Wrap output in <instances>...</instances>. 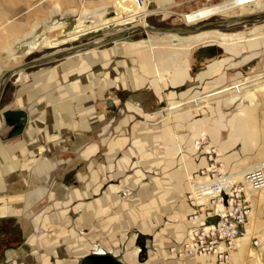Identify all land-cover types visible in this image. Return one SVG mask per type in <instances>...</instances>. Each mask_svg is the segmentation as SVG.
<instances>
[{"label": "crops", "instance_id": "0c3cea01", "mask_svg": "<svg viewBox=\"0 0 264 264\" xmlns=\"http://www.w3.org/2000/svg\"><path fill=\"white\" fill-rule=\"evenodd\" d=\"M109 23H94L79 30L70 29L66 34L74 31L72 34L77 38L72 41H76L103 29L105 24ZM202 33L190 35L192 38L188 44L191 41L215 44L231 56L238 55L231 50L226 51L217 41H211L209 32ZM63 43L65 42L58 44ZM144 44L129 43L124 50H118L117 47L99 52L91 50L83 52L86 54L82 56L83 53L76 54L80 55V58L73 61H67L70 58L68 57L57 69L34 75L36 87L30 93H19V98L1 113L0 125L10 120L3 117L4 112L24 113V128L22 133L17 135L22 139L8 152L19 154V169L15 167L14 173L24 176L25 173L31 172L40 183L31 192H25L26 181L12 184L10 188L15 190L12 191L19 193L18 202L14 206L3 207L1 214L13 213L16 210V215H19L20 212H25L23 210L29 205L34 206L40 200L46 199L52 211L44 214L42 218L38 213L33 217V222L41 219L44 227L53 224V230L49 228L52 231L50 238L39 233L28 241L22 240L27 246L34 245V248L29 246L31 248L27 249L24 255H19L24 250L23 243L22 246L17 244L6 247V264H214V259L208 256L177 259L168 255L170 247L182 243L189 227L186 220L190 208L185 198L189 184L188 179L184 178L188 166L182 159L185 154L181 151L183 164L174 171L168 186L169 166L167 167L165 161L159 159L154 166L156 174L159 175L152 177L147 175L151 173L152 161L138 159L151 155L149 152H152L153 141H162L160 134L155 135L142 122L136 121L134 116L151 109L149 101L153 99L152 93L137 90L138 78L130 80V75L128 81L123 80V83L121 79L117 80V77L110 78L106 87L96 86L91 81V75H88L89 68L98 72L104 67L103 61L116 54L128 53L137 56L143 71L150 66L151 54L165 56L167 59L172 57L169 51L154 53L155 44L151 39L146 42V46ZM189 47L186 52L181 49L183 55ZM173 57L177 62L179 55ZM227 61L228 59L212 61L205 68L191 73L185 59L181 65H175L168 78L163 80V77L159 76L160 79L154 80L159 89L154 91H160L159 84L167 85L171 89L184 86L187 82H192L193 85L214 74ZM210 65H215L216 69L210 71ZM164 66V69H167L170 64ZM258 79L259 81L255 82ZM66 81L67 84L62 85ZM255 81V85H251L252 82L249 81L250 86H244L234 92L233 97H228L227 101L232 103L238 94L251 87L259 88L264 94V75L255 77ZM152 82L150 81V84ZM231 87L222 89V93ZM109 88H116L117 93L125 94V98L122 101L110 99L103 102ZM169 92L171 95L177 94L174 91ZM193 94L194 92L191 95ZM102 103L110 112L102 110L99 106L103 105ZM179 104L181 102L175 101L168 108ZM18 107L19 110H14ZM24 108H30V116ZM165 110L161 109L156 114ZM122 111H130L134 115L125 114L120 118ZM247 111L248 108L241 107L228 120L231 129L228 136L219 143L221 160L236 157L230 152L237 135H242L243 119L248 115ZM183 113L187 115L189 112ZM151 117L146 115V118ZM164 117L167 119V115H162V118ZM219 124L224 126L218 122L216 125ZM214 136L217 141L218 131ZM41 141L46 142L47 153L33 160V152ZM3 151L0 141V154ZM195 153L196 150L190 155ZM161 155L160 151L159 156ZM203 158L204 161L201 158L196 159L197 161L193 158L190 166L198 170L208 165L207 156ZM135 164L139 169L125 175ZM1 183L0 180L1 187H7ZM263 190L255 198L260 202L264 196ZM129 192L130 197L125 199L124 196ZM252 220L253 225L248 218L246 231L253 233V236H247L238 242L232 254V264H264V219L260 215V218L255 216ZM129 232L130 235L127 234ZM15 237L19 241V238L24 236L20 235L18 230ZM254 239L258 240V246L253 245ZM59 241L63 243L60 247Z\"/></svg>", "mask_w": 264, "mask_h": 264}, {"label": "rangeland", "instance_id": "374dc122", "mask_svg": "<svg viewBox=\"0 0 264 264\" xmlns=\"http://www.w3.org/2000/svg\"><path fill=\"white\" fill-rule=\"evenodd\" d=\"M113 5L118 8L116 14L109 19L96 22V24L110 22L109 24H105L103 29L79 38L76 41H72L77 38L75 34H72L74 31H71L68 35L66 34L79 21H89L98 19L100 16H110L114 12ZM185 10L183 8L177 9L176 11L177 13L185 14ZM263 11L264 3L200 21L199 24H214L226 20L234 21L232 26L223 25L221 28L208 32L209 35L214 37L211 41H217L226 51L231 50L235 54H238L237 56H231L225 53L222 48L215 44L197 43L195 41H191L188 44L192 38L190 35H159L145 31L133 35L129 40L126 39L95 49V52L114 49L116 47L119 48L118 50H124L129 46V43H145L144 45L146 46V42L151 39L152 43L155 44L153 46L154 53L169 51L172 56L171 58L169 56L167 59L165 56L159 57L151 54L150 66L146 71L140 68L139 58L128 53L116 54L105 59L103 61L104 67H100L101 69L98 72L91 68L88 69V75H91V81L96 86H108L107 82L113 77H117V80L118 78L119 80L121 79V83H123V80L127 82L128 75H130V80H136L138 78L137 90L140 92L150 91L152 93L153 99L149 101L151 103V109L149 111L140 112L135 115L130 111H122V115H120V118L125 114L134 115L136 121L142 122L146 128L151 129L157 136L160 134V138H162V141H153L151 145L152 152H149L151 155L138 158L140 160L147 159L152 161L151 173H147V175H151L152 177L159 175L156 174L154 166L159 159L162 162L165 161L167 167L169 166L167 172V183L169 186L174 171L183 164L182 159H184V163L188 166V172L184 178L189 179L188 175L197 171V169L190 166L192 159L200 160L201 158L204 161L203 157L207 156L208 165H204L202 168L214 165L216 170L214 175L218 177L231 176L233 182H240L246 170L264 160L263 92L257 87L246 88L244 89L245 92L238 94V97L232 103L227 101L228 97H233L234 92L239 91L244 86H250L249 81L252 82L251 85H255L253 83L255 77L264 75V20H262L263 16L261 13ZM144 14L143 11L137 9L131 0H0V85L1 81L5 79V74L9 71L28 62L39 60L53 53L80 44L98 41L110 35H117L129 28H136L138 25L144 26L145 30L149 27L168 28L180 27L186 24L183 17L179 15H171L168 17L167 14L152 16L143 22L139 18ZM71 29L79 30L80 28L77 29L74 26ZM64 36L66 37L61 39ZM248 39H252V41H246ZM53 41L65 43L52 45ZM187 47H189V50L183 55L182 50L184 49V52H186ZM84 54L86 53L81 54V56ZM173 55H179L177 62ZM87 56L84 57L85 62H87ZM76 58H80V55L70 57L67 61H73ZM185 59L191 73L205 68L212 61L220 59H228V61L222 64L214 74L195 82L193 85L191 84L192 82H187L184 86L171 89L167 85L159 84L160 91L155 92L154 90L159 89L156 87L157 83L154 80L158 79L159 76L163 77V80L168 78L172 69L176 67L175 65H181ZM65 61L66 58L49 65L24 69L9 78L0 96V116L5 108H9L19 98V93L21 94L22 91L24 93H30L36 87L34 75L57 69ZM164 64H170V67L164 69ZM155 69H158V71H155ZM208 69L212 71L216 67L215 65H210ZM150 81H153L152 84H150ZM258 81L259 79L255 82ZM188 83L190 84L188 85ZM66 84L67 81L65 83L63 82L62 85ZM231 86L235 87L233 88ZM227 87H231L229 88L230 90L222 93V89ZM107 90L103 102L110 99L122 101L125 98V94L122 92L117 93L116 88H109ZM169 91H174L177 94L171 95ZM193 92L194 94L191 95ZM179 95L182 96L179 97ZM42 97L43 95L40 99ZM175 101H179L181 104L174 108H168ZM99 106L103 111L110 112L105 104H99ZM241 107L248 108V115L243 119L242 135H237L234 147L230 152L236 157L231 159L226 158L223 161L220 157L219 143L228 136L231 129L228 120ZM161 109L166 110L156 114ZM14 110H19V107L14 108ZM23 110L29 116L31 115L30 108H24ZM183 112L189 113L184 115ZM146 115L152 117L146 118ZM157 115L161 117H156ZM162 115H167V119L165 117L162 118ZM217 122L224 126L219 124L218 126L221 128H218L216 125ZM15 129H17V126L12 120H7L0 125V141L4 149L3 153L0 154V180L3 184L7 185L6 188L0 185V195H3V197L0 196V202L2 204L0 206V221L7 223L0 224V227H4L6 230H13L14 233L8 234L6 243L8 246L6 247L17 244H21L22 246L24 244L22 240L28 241L32 239V236L38 235L39 233L48 235V238H50L52 231L49 228H53V224L44 227L41 219L39 221L34 220L33 222V217L38 213L40 214V218H42L44 214L52 211L51 206L47 205L46 199L40 200L34 206L29 205L28 208L23 210L25 212H20L19 215H16L14 208L15 211L13 213L6 212L1 214L3 207L8 205L14 206L18 202L17 196L19 197V193L15 194L12 191L14 190L10 188L12 184L15 185L19 181H26L25 192H31L40 185L35 174L31 172L25 173L24 176H21V173H14L15 167L17 170L19 169V154H13L8 152V150L22 139L19 136H10ZM216 131H218L217 141L214 140ZM123 132L125 131L123 130ZM196 142H199V144L196 145ZM40 143L33 152V160L47 153L45 147L46 142L41 141ZM195 150L196 153L191 156V152ZM211 150H214V152H211ZM160 151L162 153L161 156H159ZM181 151L185 156L180 154ZM204 152H206L205 155ZM135 167L126 172L125 175L131 174L136 169H139L136 164ZM25 192L22 194L23 196ZM260 192L261 190L253 192L249 197L251 205L249 220H251L250 223L252 225V219L255 216L260 218V215H262L264 219V196H262L261 202L255 199L261 194ZM129 195H131L130 192L124 196L125 199H128L130 197ZM18 230L19 234L24 236L19 238V241L13 236ZM130 233L127 234L130 235ZM247 234L250 238L253 236V233L249 231ZM58 243L59 247L63 244L62 241ZM29 246L34 248V245ZM29 246L25 243L24 250L19 255H24L27 249L31 248ZM3 251L4 249L0 253V264H6V253Z\"/></svg>", "mask_w": 264, "mask_h": 264}, {"label": "built area", "instance_id": "2783aa9c", "mask_svg": "<svg viewBox=\"0 0 264 264\" xmlns=\"http://www.w3.org/2000/svg\"><path fill=\"white\" fill-rule=\"evenodd\" d=\"M131 1L144 9L145 14L139 18L143 22L152 16L165 14L168 17L171 15L183 17L182 13L176 11L183 8L186 9V13H191L205 6L228 3L229 7L220 14L224 15L264 3V0ZM159 6L166 10L157 12ZM113 8L114 12L118 10L114 5ZM195 144L198 145L199 142ZM215 171L214 165H210L207 168H199L189 175V191L185 196L190 208L186 220L189 227L182 243L169 248V256L177 259L211 256L214 264H232V254L238 241L247 235L246 226L251 212L249 195L264 186V160L246 170L240 182L225 181V176L218 177L214 175ZM252 243L257 246L259 242L254 239Z\"/></svg>", "mask_w": 264, "mask_h": 264}, {"label": "water", "instance_id": "95a60500", "mask_svg": "<svg viewBox=\"0 0 264 264\" xmlns=\"http://www.w3.org/2000/svg\"><path fill=\"white\" fill-rule=\"evenodd\" d=\"M262 13V20H264V11L261 12ZM227 21H221L218 23H203V24H199V25H195V26H187L184 24V26H180V27H168V28H154V27H149L147 28V30L145 32H152V33H156L159 35H164V34H173V35H196L199 34L201 32H206V31H211V30H216L218 28H221L223 25H225L227 23ZM132 31V29H127L125 30L123 33L117 34V35H110L108 37L105 38H101L103 39L101 42H87L84 44H80L78 46L69 48V49H65L63 51L60 52H56L53 53L52 55L43 57L39 60H34L31 62H28L24 65H21L11 71H9L8 73L5 74V79H4V83L2 86V89L0 91V96H1V92L3 90V87L6 83L7 80H9V78L11 76H13L14 74H16L18 71L24 70V69H29V68H34V67H38V66H43V65H47V64H51L54 63L56 61L62 60L64 58H68L71 56H74L76 54L88 51V50H93V49H98L102 46L111 44V43H115L117 41H123L125 39H130V38H126L127 37V33ZM3 117L5 119H10L12 120L16 126H17V130L15 132L12 133V137L17 136L19 134L22 133L23 128H24V124H25V115L22 111H6L3 114Z\"/></svg>", "mask_w": 264, "mask_h": 264}, {"label": "bare ground", "instance_id": "6f19581e", "mask_svg": "<svg viewBox=\"0 0 264 264\" xmlns=\"http://www.w3.org/2000/svg\"><path fill=\"white\" fill-rule=\"evenodd\" d=\"M162 1H165V0H160L159 2H162ZM136 7L140 11L145 12L143 8H141L139 6H136ZM228 7H229V4L228 3L214 4V5L205 6L203 8H199L196 11L191 12V13H185V14H183V19H184V21L186 23L185 25H187V26H195V25H198L200 23V21L206 20V19H208V18H210L212 16H215V15H220ZM164 10H166V9L163 8V6H159V8L157 9V12H164ZM115 14H116V12H113L110 16H100L98 19H94V20L79 21V23L77 25H74V26H75V28L79 29V28H82V27H85V26L94 24L96 22H100L102 20L109 19V18L113 17ZM255 18H257V16H255ZM227 24H229V25H227ZM233 24H234V21H229L224 26H232ZM74 26H72V27H74ZM129 29H132V31L129 30L130 32L127 33V37L126 38H130L133 35L139 34V33L144 32V31L147 30V28L144 30V26H142V25H138L136 28H129ZM204 34H208V32H205ZM209 36L211 38H214L211 35H209ZM209 36H206V38L209 37ZM102 40L103 39H100V40L95 41V42H101ZM117 42H119V41H117ZM57 44H58V42H56V41H53L52 42V45H57ZM93 50H95V49H93ZM88 51H91V50H88ZM85 52H87V51H85ZM3 82H4V80L1 81V85H2ZM1 85H0V88H2ZM224 178H225L224 179L225 181H233V178L231 176H227V177H224ZM263 188H264V186L261 188V190H263ZM249 197H250V195H249ZM247 236L248 235H246V237ZM240 241L241 240H239L238 242H240Z\"/></svg>", "mask_w": 264, "mask_h": 264}, {"label": "flooded vegetation", "instance_id": "af4514ba", "mask_svg": "<svg viewBox=\"0 0 264 264\" xmlns=\"http://www.w3.org/2000/svg\"><path fill=\"white\" fill-rule=\"evenodd\" d=\"M0 224L3 225V224H7V223L0 221ZM8 234H14L13 230H9V229L6 230L4 227L3 228L0 227V253L2 252L3 249H4L3 252H5L6 246H8V245H6L7 237L9 236ZM13 236L15 237V235H13Z\"/></svg>", "mask_w": 264, "mask_h": 264}]
</instances>
